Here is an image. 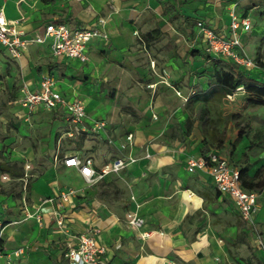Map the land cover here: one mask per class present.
<instances>
[{
  "label": "crops",
  "instance_id": "1",
  "mask_svg": "<svg viewBox=\"0 0 264 264\" xmlns=\"http://www.w3.org/2000/svg\"><path fill=\"white\" fill-rule=\"evenodd\" d=\"M165 1L171 11L163 9ZM0 7L26 35L42 31L51 21L74 27L97 24L102 17L108 37L90 39L85 61L55 57L47 42L29 45L18 58L0 46V163L24 166V175L31 177L21 194L7 195L4 182L26 178L0 171V264H64L59 243L64 236L54 224L53 210L59 192L67 187L76 189L73 202L64 205L69 231L95 230L101 256L109 264H261L253 235L255 228L264 230V189L258 192L254 224L244 221L205 170H187V158L202 154L203 136L195 122L189 133L184 125L182 133L164 135L150 116L163 108L162 99L153 95L157 86L166 82L178 87L186 101L195 94L186 86L201 82L195 78V66L213 68L195 52H205L196 21L229 34L231 14L250 18L254 13L252 28L240 34L239 51L258 46L262 53L264 0H0ZM43 73L54 77L55 88L67 98L83 100L86 118L79 135L67 136L70 127L60 111L39 107L27 112L20 105L23 90L35 91ZM144 84L151 89H142ZM261 107L257 119L264 123ZM95 119L105 125L92 132L89 125ZM128 133L132 143L120 150L116 144ZM109 137L114 146L107 143ZM258 140L247 161L228 163L247 167L249 176L264 168V148ZM231 142L230 152L237 158L246 142L249 145L245 132L235 147ZM75 150L96 169L128 152L136 160L87 185L74 167L54 161V156ZM22 196L28 210L41 215L40 222L25 217ZM134 210L143 218L138 229L127 224ZM242 220L245 226H239ZM142 231L149 235L141 237ZM239 231L247 232L244 240Z\"/></svg>",
  "mask_w": 264,
  "mask_h": 264
},
{
  "label": "built area",
  "instance_id": "2",
  "mask_svg": "<svg viewBox=\"0 0 264 264\" xmlns=\"http://www.w3.org/2000/svg\"><path fill=\"white\" fill-rule=\"evenodd\" d=\"M103 23L104 19L102 17L98 18L97 24L74 27L64 22L51 21L44 25L42 31L26 35L17 26L16 21L10 20L4 15L3 8L0 7V46L7 51L10 57L18 58L29 45L47 42L53 56L78 58L85 61L87 60L85 49L90 39L100 37L102 40L107 41V34L101 27ZM196 26L202 48L207 54L231 60L240 67H248L252 64V61L239 51L241 47L240 34L248 32L252 28V22L248 16L237 18L231 14L229 34L214 31L202 20L196 21ZM19 103L27 112L39 107L60 111L69 124L70 128L66 133L69 137L79 135L81 128H83L86 118L83 100L79 98L69 99L58 91L55 88V79L50 73L41 74L38 80V88L35 91L23 90ZM153 117H155V114H153ZM104 125L103 120L95 119L89 125V130L96 132ZM132 139V133H128L126 139L119 141L116 145L120 150H124L132 143ZM107 143L111 146L115 145L114 139L110 137L107 138ZM135 160V156L128 152L116 157L101 169H96L90 158L82 159L76 150L54 156V161H61L67 167H74L87 185L95 184L108 173H118ZM186 165L189 172H193L195 169L205 170L219 193L230 199L240 218L254 224V216L258 210V192L242 187L239 181L238 168L231 166L226 158L217 151L190 155L186 160ZM75 194L76 189L72 187L60 191L57 207L53 210L54 224L57 231L64 236V238L59 239L64 264H109L101 256L103 249L98 245L95 230L92 229L83 233L69 231L64 205L65 203H72ZM131 199L133 200V197ZM21 202L25 217H33L40 222L41 215L37 211L30 212L28 210L24 196H22ZM136 206H138L137 203ZM127 224L133 229H138L143 225V218L134 210L128 214ZM2 233L3 224L0 222V238ZM148 235V231L140 233L141 237ZM253 243L257 250L264 251V233L256 228ZM13 253L17 255L20 253V249ZM7 264L12 263L7 262Z\"/></svg>",
  "mask_w": 264,
  "mask_h": 264
},
{
  "label": "rangeland",
  "instance_id": "3",
  "mask_svg": "<svg viewBox=\"0 0 264 264\" xmlns=\"http://www.w3.org/2000/svg\"><path fill=\"white\" fill-rule=\"evenodd\" d=\"M252 15L254 16V13H252ZM253 16L250 17L252 25L254 20ZM179 44L182 46L185 43L180 40ZM256 50H258V46H254L252 50L246 53L241 51L242 55H245L252 61V64L248 67H244L243 71L246 77L260 80L264 79V69L259 65L258 59L260 57L257 56ZM262 51L264 52V49H262ZM195 67L198 68L199 64ZM197 68L195 70V78L201 79V82L186 86L188 93L191 91V88L194 89L195 93L206 88L207 80L205 79L209 78V73L214 69L213 67L211 70H208L206 69L207 66L203 70H197ZM189 76L191 78L193 77V75ZM141 88L146 91L151 89L148 84L142 85ZM165 89H168V91ZM177 90L178 87H172L166 82H163L160 86L156 87L153 93L154 98L159 97L162 99L163 108L160 112L156 113L155 117L151 115L150 118L156 121L155 123L158 124L159 128L164 129V135H166V133H176V135L182 133L179 131L184 127L185 119L189 118L195 122L194 125L199 128L202 136H204L206 141L210 144L209 150L211 148L219 149L218 153L225 157L227 161H247L248 156L255 152L253 146L256 142L254 139L256 138H261V140H258V143L260 147L264 148V123H260L257 119L262 115V107L251 105L247 100L248 94L242 88H238L230 96L215 95L206 101L196 100L191 104H187V100L184 101L183 98L179 96ZM176 97L179 101L174 105L173 101ZM199 114L201 118L205 117V122L202 126L203 130H201L199 126L201 122V118L198 117ZM247 123H249L248 126L246 125ZM240 128L244 129L249 145H247L246 142L240 156L237 158L236 155H232L230 152V142L236 137ZM223 130L226 131L224 137L225 144L223 142L222 147L218 148L215 146V138L219 137ZM66 141L70 142L69 139H66ZM68 148H70V146H68ZM11 153L10 151L9 154ZM21 168L24 175V166H21ZM24 178H26V181L19 179L4 182L5 193H7V195L12 193L14 196L21 194V191L25 189V186H27L31 179V177H26L25 175ZM9 205H11V203H9ZM262 254L261 251L255 249L256 257L261 264H264V251H262Z\"/></svg>",
  "mask_w": 264,
  "mask_h": 264
},
{
  "label": "trees",
  "instance_id": "4",
  "mask_svg": "<svg viewBox=\"0 0 264 264\" xmlns=\"http://www.w3.org/2000/svg\"><path fill=\"white\" fill-rule=\"evenodd\" d=\"M44 2L52 1V0H43ZM163 9L165 11H171L172 5L165 1L163 2ZM264 49V43H263ZM196 54H202L206 59L210 60L214 69L209 73V78H207L208 88L200 93H195L187 98V104H191L196 100L206 101L215 95L224 96L231 95L237 90L238 87H241L247 94V100L251 105H260L264 107V82H261L258 79L246 77L244 74L243 68L238 66L236 63L231 60L213 57L206 52H202L199 49H196ZM195 54V53H194ZM257 56L260 57L258 59L259 65L264 69V52L260 53L259 49L257 50ZM257 57V58H258ZM201 118V115H198ZM260 121H264V118L260 119ZM205 122V117L201 118V122L199 124L200 129L203 130V125ZM193 125V121L190 119H185V127L186 132L189 133L191 131ZM248 126V124H246ZM226 135V131L223 130L219 137L215 138V146L220 148L224 142V137ZM244 129L240 128L237 132L235 139L231 142V146L235 147L237 142L243 137ZM210 148V144L206 141L203 136L201 153H206ZM0 171L8 172L15 177H22L23 172L22 168L17 166L16 163H8L1 162L0 163ZM239 171V181L245 189L261 191L264 189V168H258L252 176H249L247 173V167H240ZM239 226H245L244 221L242 220L239 223ZM245 228V227H244ZM245 239L247 235L246 231H239V237ZM3 240L0 238V245H2Z\"/></svg>",
  "mask_w": 264,
  "mask_h": 264
}]
</instances>
